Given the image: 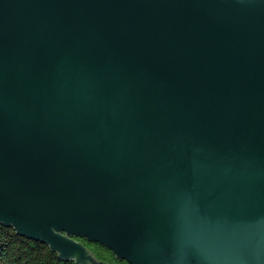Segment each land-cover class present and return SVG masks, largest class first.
<instances>
[{
    "label": "water",
    "instance_id": "water-1",
    "mask_svg": "<svg viewBox=\"0 0 264 264\" xmlns=\"http://www.w3.org/2000/svg\"><path fill=\"white\" fill-rule=\"evenodd\" d=\"M0 224L264 264V0H0Z\"/></svg>",
    "mask_w": 264,
    "mask_h": 264
},
{
    "label": "trees",
    "instance_id": "trees-1",
    "mask_svg": "<svg viewBox=\"0 0 264 264\" xmlns=\"http://www.w3.org/2000/svg\"><path fill=\"white\" fill-rule=\"evenodd\" d=\"M97 260L98 264H128L119 260L106 247L90 243L85 239H75ZM0 264H78L75 261L60 260L57 253L39 242L29 240L16 233L13 228L0 224Z\"/></svg>",
    "mask_w": 264,
    "mask_h": 264
}]
</instances>
